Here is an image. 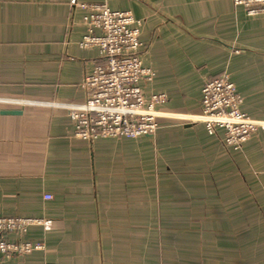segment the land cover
Segmentation results:
<instances>
[{
	"label": "crops",
	"instance_id": "0c3cea01",
	"mask_svg": "<svg viewBox=\"0 0 264 264\" xmlns=\"http://www.w3.org/2000/svg\"><path fill=\"white\" fill-rule=\"evenodd\" d=\"M104 10L138 23L144 65L154 72L141 85L147 96L167 97L158 111L171 145L159 162L161 146L150 137L74 138L69 107L83 105L82 86L93 71L74 56L90 33L101 35L93 22ZM250 10L264 6L79 0L74 8L69 0H0V108L22 113L0 116V219L51 224L10 233L14 243L44 249L0 256V264H148L143 252L156 251L151 234L160 226L156 196L142 201L147 157L152 179L158 167L165 172L164 185L180 173V192L172 183L160 201L163 234H174L173 219H181L200 236L211 228L213 264H264V135L234 150L221 142L222 130L211 136L200 121L204 84L226 75L243 98L241 111L264 122V13Z\"/></svg>",
	"mask_w": 264,
	"mask_h": 264
},
{
	"label": "built area",
	"instance_id": "2783aa9c",
	"mask_svg": "<svg viewBox=\"0 0 264 264\" xmlns=\"http://www.w3.org/2000/svg\"><path fill=\"white\" fill-rule=\"evenodd\" d=\"M141 1V0H137ZM70 6L79 7V0H69ZM247 8L264 6V0L236 3ZM264 13L250 10L249 14ZM101 31L90 33L79 42L75 58L90 62L93 71L85 78L82 88L86 100L82 106L70 108L74 138L93 143L100 139L137 141L154 137L159 130V109L167 103L165 95L147 96L141 83L149 82L154 72L144 65L138 23L128 14L104 10L93 22ZM96 48L99 54L91 50ZM243 98L226 75L204 84L200 121L213 136L224 132V143L236 150L263 133L264 124L241 111ZM52 196H45L51 201ZM33 226L48 228L42 219H0V256L11 259L42 251L43 244L18 243L9 239L12 232L25 233Z\"/></svg>",
	"mask_w": 264,
	"mask_h": 264
},
{
	"label": "rangeland",
	"instance_id": "374dc122",
	"mask_svg": "<svg viewBox=\"0 0 264 264\" xmlns=\"http://www.w3.org/2000/svg\"><path fill=\"white\" fill-rule=\"evenodd\" d=\"M242 2V1H247V0H236L237 2ZM241 6H244L243 4ZM220 77V76H219ZM217 78V77H216ZM214 79V78H213ZM231 79V78H230ZM233 83V82H232ZM242 106V105H241ZM264 124V122H260ZM160 129L159 132H157L154 137L152 138L150 143L153 144L154 147L161 146V149L164 151L161 152V149L158 148L156 150V155L154 158L156 160H163L161 157V153H165L164 147L170 146L171 145V140L166 142L165 137L166 133H168L164 128L166 126H163L165 124H160ZM160 132L162 134V137L159 139ZM255 138V137H254ZM253 139V138H252ZM251 139V140H252ZM250 140V141H251ZM180 142V140H178ZM223 145L227 148L230 146L225 145L224 143V138L221 140ZM167 143L168 145H165ZM148 144H146L147 146ZM233 148V147H230ZM236 150L235 148H233ZM240 150V149H239ZM181 154L178 152L175 153L173 160L175 166H173V169L176 168V166L179 163ZM165 157V155H164ZM144 162L142 163V167L144 170V174L146 175V180H144V187L149 189L148 191L142 190V201H148V194L149 192H152L153 197L155 198L156 196V214H157V226H160L158 228L157 233L151 234V240L155 239L157 249L156 251H149V252H143V254L149 258V263L148 264H213L214 262V251L213 248L218 246L216 242L213 241L214 236L211 234V228L207 229V232L204 236H200L196 233V230L189 227H181L182 222L181 219H173L174 223L176 226H172L174 228L175 233L172 235H166L165 233L163 234V229L161 226L163 225L161 223V214L164 212L160 201L162 198H164V193L166 192V186H169L170 184H176L178 186V191L180 192V184L176 182H180V173H177L179 171H176V179L173 181H168L166 185H164V171H160V167L154 172L155 175H157V179H152V171L149 170L148 164L151 162L147 158H144ZM160 164V163H159ZM162 178V179H161ZM159 180H161V183H159ZM157 184V185H156ZM188 189L185 187V192H187ZM190 191V189H189ZM191 204L188 203V206L190 207ZM48 222V226H50V222ZM193 227H196V223L194 222ZM189 230L188 233H186ZM238 236H236L237 238ZM218 252V251H217ZM143 255V257H144ZM223 255V252H222ZM222 258V257H221Z\"/></svg>",
	"mask_w": 264,
	"mask_h": 264
},
{
	"label": "water",
	"instance_id": "95a60500",
	"mask_svg": "<svg viewBox=\"0 0 264 264\" xmlns=\"http://www.w3.org/2000/svg\"><path fill=\"white\" fill-rule=\"evenodd\" d=\"M21 112L18 111H5L1 110L0 108V116H21ZM263 135H264V130H263Z\"/></svg>",
	"mask_w": 264,
	"mask_h": 264
}]
</instances>
